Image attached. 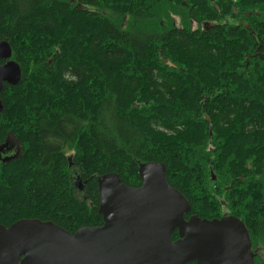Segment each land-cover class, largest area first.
Returning <instances> with one entry per match:
<instances>
[{
    "label": "trees",
    "instance_id": "16d2710c",
    "mask_svg": "<svg viewBox=\"0 0 264 264\" xmlns=\"http://www.w3.org/2000/svg\"><path fill=\"white\" fill-rule=\"evenodd\" d=\"M0 43L1 226L98 227L97 179L158 163L186 219H239L264 264V0H0Z\"/></svg>",
    "mask_w": 264,
    "mask_h": 264
},
{
    "label": "water",
    "instance_id": "95a60500",
    "mask_svg": "<svg viewBox=\"0 0 264 264\" xmlns=\"http://www.w3.org/2000/svg\"><path fill=\"white\" fill-rule=\"evenodd\" d=\"M10 57L9 45L0 43V93L20 78ZM138 174L139 188L125 186L113 173L97 179L100 227L70 234L35 219L0 225V264H254L239 219H186L189 202L168 185L163 164H142Z\"/></svg>",
    "mask_w": 264,
    "mask_h": 264
},
{
    "label": "flooded vegetation",
    "instance_id": "af4514ba",
    "mask_svg": "<svg viewBox=\"0 0 264 264\" xmlns=\"http://www.w3.org/2000/svg\"><path fill=\"white\" fill-rule=\"evenodd\" d=\"M247 64H246V68H247ZM19 152V149H16L13 145H11V144H8V141H7V143H6V145H5V147L3 148V150H2V152H1V157H0V161L1 162H3V163H9V162H12L13 160H16L17 158H19V157H14V154H15V152L18 154V152ZM19 155V154H18ZM72 179H73V181H72V183H73V186H74V188H75V191H76V193L78 192V193H80V195H81V198L82 199H84L85 198V196H84V190H83V188H82V186H81V184H80V182H79V178L77 177V176H74V172H72ZM102 218V217H101ZM23 220H27V219H23ZM36 220V219H35ZM17 222V221H16ZM41 222H49V221H41ZM15 223V222H14ZM13 224V223H12ZM11 224V225H12ZM102 224H103V221H102ZM10 226V225H9ZM8 226V227H9ZM101 226V225H100ZM100 226H98V227H100ZM5 228H7V227H5ZM94 228H96V227H94ZM68 232V231H67ZM68 233H70V232H68ZM75 233V232H74ZM74 233H70V234H74ZM177 239V238H176ZM175 239V240H176ZM174 241V240H173Z\"/></svg>",
    "mask_w": 264,
    "mask_h": 264
},
{
    "label": "rangeland",
    "instance_id": "374dc122",
    "mask_svg": "<svg viewBox=\"0 0 264 264\" xmlns=\"http://www.w3.org/2000/svg\"><path fill=\"white\" fill-rule=\"evenodd\" d=\"M8 144H11V145H13L16 149H18L17 143H16L12 138H9V139H8ZM17 152H18V151H17ZM18 154H19V152H18ZM18 154L15 152L14 156H18ZM76 195H77V197L81 198L80 193L77 192Z\"/></svg>",
    "mask_w": 264,
    "mask_h": 264
}]
</instances>
